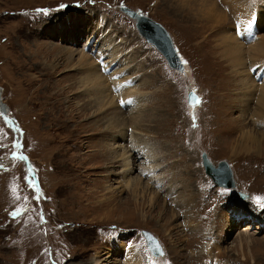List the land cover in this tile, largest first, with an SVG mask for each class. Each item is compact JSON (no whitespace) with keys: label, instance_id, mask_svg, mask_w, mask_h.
<instances>
[{"label":"rangeland","instance_id":"1","mask_svg":"<svg viewBox=\"0 0 264 264\" xmlns=\"http://www.w3.org/2000/svg\"><path fill=\"white\" fill-rule=\"evenodd\" d=\"M168 1L0 0L1 97L9 105L6 116L0 111V264H264V207L256 202L264 198V123L253 125L248 113L240 117L231 67L215 47V37L236 25L228 27L235 24L230 18L216 33L191 21L190 12L175 13ZM252 2V13L264 7V0ZM122 6L163 24L183 69H173ZM103 29L134 55L132 77L145 78L139 81L147 100L145 130L129 131L120 142L114 139L118 129L105 127L114 120L128 125L125 110L114 104L99 112L79 82L83 52L101 64L88 35ZM84 40L92 44L82 47ZM114 71L107 76L115 77ZM190 91L201 101L189 104ZM250 130L259 141L254 150L236 151ZM129 141L147 143L151 163L138 159L124 175V147H116ZM16 142L19 149L12 147ZM107 148L121 157L110 159ZM14 152L25 159H12ZM204 152L215 164H231L237 187L212 181ZM149 165H159L170 195L140 175ZM134 178L161 194L158 205L149 192L147 199L135 197L126 186ZM17 209L22 215L13 218ZM143 230L158 237L165 255L151 254ZM245 239L250 243L240 244Z\"/></svg>","mask_w":264,"mask_h":264},{"label":"bare ground","instance_id":"2","mask_svg":"<svg viewBox=\"0 0 264 264\" xmlns=\"http://www.w3.org/2000/svg\"><path fill=\"white\" fill-rule=\"evenodd\" d=\"M252 1L253 0H169L167 3L173 7V11H175V13H182L186 15L187 12H190L189 16L192 19L191 21H193V19L197 20V22L202 21L204 22V24H202L206 25V28L210 27L211 31L214 30L216 33L219 28L229 22L230 18L231 23L235 24L228 25V27L234 25L239 26V29L233 27L224 32L222 31V35L215 37V47H217L218 49H222V51H218L219 54H217L220 56V58H224L231 67L230 70L234 77L233 81H235L233 85L238 87V89L235 91L236 95L234 99L235 101H237V103H240L238 105L239 110H241L240 117L246 118L247 113L251 114L254 125L255 123H261V121L264 123V34L260 33L261 28L264 26V13L262 14L261 20H259L261 13L264 12V7L261 5L262 7L261 9H258V13H252L253 10L250 9V7L255 5ZM249 10L250 12H247ZM244 14H246L245 16H247L245 19L243 18ZM256 17L259 18L258 22ZM50 31H52V29H50ZM93 32L94 33L91 32L88 37L93 39L94 48L95 46H97L98 48H96L95 50L93 49V53H95V56L92 57L95 59L97 64L100 61L101 64H98L99 67L95 66L92 62L91 55H89L87 52H83L81 54V57L79 58V62L84 68L85 75L79 79V82L81 83V87H83V91H86L87 94L89 93L91 97H93L96 107L100 109L98 110L99 112L112 107L114 104L119 105L121 107H118L119 109L125 110L126 117L129 122L128 125L125 121L114 120L110 122L107 121V125L105 127L110 131L113 129H118L119 135L114 136V139H117V141L120 142L122 141V139L128 138L127 132L129 133V131L139 130L142 132L145 130V127H143V121H146L147 119L146 114H144L145 108H143L142 105H144L147 100L144 94L141 93V90L139 88V86L141 85V79L145 78L143 76L140 78V73V75H137L136 77H132V75L130 74L131 70L136 69V65L135 63H133L134 55L128 54V48L124 47L125 43L123 42V40H117L113 36V34L112 36L109 35L110 31L108 33L107 29H103L102 31L95 30ZM73 33L74 32H71V35ZM94 35H97L98 38L97 40L95 39V41ZM89 44L92 43H88V45ZM84 45L85 48L86 46H88L85 40L82 47H84ZM117 46H121L122 48H119ZM68 48L71 49V51L75 54L74 50L71 47L68 46ZM122 49L125 51L124 53ZM122 53L125 57H128L130 59L131 63L129 62V64H127V59L123 58ZM105 56L108 61L105 60ZM97 59H99L100 61L98 60L97 62ZM112 68H115V77L107 76L106 74L108 71L110 72ZM67 79L69 80V78ZM256 80L260 82H257ZM110 87L115 90L114 97L112 96V90H110ZM115 97L117 98L115 99ZM255 99L258 101L256 102L257 107L253 108L252 106H249V103L254 102ZM241 103L244 105V108L240 109ZM89 105H91L90 102ZM84 106L85 105H83V108ZM80 108L81 107H79V109ZM87 108L85 107V110ZM89 108L91 109L92 107L90 106ZM249 109L251 110V112L249 111ZM84 112L82 113L85 114ZM256 125L259 126L258 124ZM242 126L243 125H241L240 130ZM120 129H122V131H120ZM261 129L263 128L261 127ZM241 131L243 132L245 130L242 128ZM134 134L136 135V133ZM255 136H257V134L253 133L252 130L246 131L241 139L240 144L237 145L236 151L249 153L253 148H255L253 142H259L257 141V139H255ZM119 138L122 139L119 140ZM137 139L141 141L140 138L137 137ZM114 144L117 143L114 142ZM118 147H124V156H126L125 169L123 171L124 175H130L132 173L135 168V162L138 159L142 158L143 160H145V163H151L150 147L147 143L144 144L137 141H129L126 146H122L121 143L116 147V149ZM260 147V145L257 147L258 151ZM116 149L110 148L107 150L106 154L109 155L110 159L121 157V155L114 156ZM148 167L149 168L143 169L140 172V175H142L144 179H148L149 183H155L160 192H163V190L165 189L166 193L168 192V195H170L173 191L170 187L167 188L165 177H160V175L157 174V168H159V165H157V167L155 165H149ZM136 168H139V166H137ZM135 178L134 180L130 179L126 184L127 187H131V189L133 190V194L135 193V197L137 199L139 197L142 200L147 199V193L149 192V194L151 193L152 196H150L148 200L153 201L154 204L158 205L159 200L161 199V194L159 196L157 193L153 192L149 185H147V183H144L142 178ZM161 183H163L164 185L163 188H161ZM182 197H184V195ZM183 201L184 200H177L176 203H178L179 205ZM165 210L169 211L167 206L165 207ZM165 210L162 211V214L167 213H164ZM243 243L247 244L250 242L249 240L245 239V241L241 240L240 242V244ZM96 264H99V262H96Z\"/></svg>","mask_w":264,"mask_h":264},{"label":"water","instance_id":"3","mask_svg":"<svg viewBox=\"0 0 264 264\" xmlns=\"http://www.w3.org/2000/svg\"><path fill=\"white\" fill-rule=\"evenodd\" d=\"M121 10L127 13L131 18L136 21V27L144 36L148 42L156 46L164 55L169 59L173 67H178L180 62L177 50L175 49L173 39L167 29L159 22L155 21L151 17L142 15L137 11L131 9L128 6H122ZM195 94L190 92L189 102L194 104L197 102ZM0 105L1 102H0ZM203 163L206 168V171L214 181L221 186L231 188L235 187V180L233 177L232 169L230 168L227 161L222 160L219 162L218 166H215L213 162L209 159L207 153H203ZM242 197H245V193H240ZM142 233L147 239V244L152 253L156 256L163 254V248L158 240V238L153 235L150 231L143 230Z\"/></svg>","mask_w":264,"mask_h":264},{"label":"snow or ice","instance_id":"4","mask_svg":"<svg viewBox=\"0 0 264 264\" xmlns=\"http://www.w3.org/2000/svg\"><path fill=\"white\" fill-rule=\"evenodd\" d=\"M12 147H14V148H16V149H19V148L21 147V145L19 144V142H16ZM12 159H14V160H15V159H25V157L22 155V153H21L19 156H17V154L14 152V153H13V156H12ZM0 168H3V164H2V163H0ZM27 179H28V182H29V184H30V186H31V183H32L31 178H27ZM17 198H18V197H17ZM39 198H40V197H39V193H37L35 199L39 200ZM256 202H257L258 204H260L261 207H264V198H262V197H256ZM25 210H26V209H25ZM10 215H11L13 218H16V217L22 215V211H21L20 209H17L16 211L10 213ZM41 219H43L42 214H41Z\"/></svg>","mask_w":264,"mask_h":264}]
</instances>
